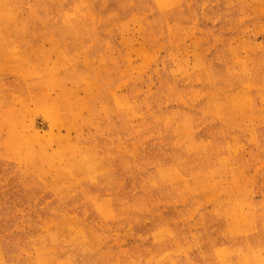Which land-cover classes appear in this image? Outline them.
Segmentation results:
<instances>
[{
	"label": "rangeland",
	"instance_id": "374dc122",
	"mask_svg": "<svg viewBox=\"0 0 264 264\" xmlns=\"http://www.w3.org/2000/svg\"><path fill=\"white\" fill-rule=\"evenodd\" d=\"M0 264H264V0H0Z\"/></svg>",
	"mask_w": 264,
	"mask_h": 264
}]
</instances>
